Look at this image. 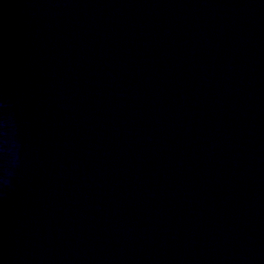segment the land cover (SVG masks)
I'll list each match as a JSON object with an SVG mask.
<instances>
[{"label": "water", "instance_id": "water-1", "mask_svg": "<svg viewBox=\"0 0 264 264\" xmlns=\"http://www.w3.org/2000/svg\"><path fill=\"white\" fill-rule=\"evenodd\" d=\"M0 264H264V0H0Z\"/></svg>", "mask_w": 264, "mask_h": 264}]
</instances>
